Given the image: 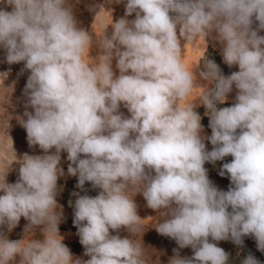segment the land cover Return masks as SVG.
I'll return each instance as SVG.
<instances>
[{
    "label": "clouds",
    "instance_id": "1",
    "mask_svg": "<svg viewBox=\"0 0 264 264\" xmlns=\"http://www.w3.org/2000/svg\"><path fill=\"white\" fill-rule=\"evenodd\" d=\"M0 5L5 62H24L21 73L30 72L25 111L15 118L29 147L43 151L18 158L12 141L19 169L15 183L6 180L12 165L0 175V264H147L142 238L133 239L145 220L137 194L157 212L156 232L193 251L181 257L174 248L168 264H230V254L214 242L242 247L247 236L264 252V0H126L115 22L111 10L93 2L87 8L94 17L111 13L98 36L77 20L75 0ZM199 38L206 51L209 39L218 42L223 62L239 70L225 76L206 53L186 66L184 46ZM233 88L234 103L218 107ZM194 89L197 99L181 106ZM201 105L210 136L202 135L195 110ZM227 156L232 161L219 170L230 178L224 191L205 164ZM66 175L82 191L86 182L99 189L95 197L73 192L69 201L87 260L74 257L59 232L58 180ZM21 217L23 238L11 240ZM37 229L42 240L34 238ZM241 264L261 262L248 254Z\"/></svg>",
    "mask_w": 264,
    "mask_h": 264
},
{
    "label": "rangeland",
    "instance_id": "2",
    "mask_svg": "<svg viewBox=\"0 0 264 264\" xmlns=\"http://www.w3.org/2000/svg\"><path fill=\"white\" fill-rule=\"evenodd\" d=\"M97 3V4H104L105 10H111L112 13V19L113 22L119 20L120 18L124 17L125 15V4L126 0H123L122 3L116 4V3H107L106 0H75L77 13L76 18L80 22L81 26L85 29L91 31V29L96 33L98 36L102 30V25H108L112 23L111 20V13L105 12L101 10L99 14H97L94 17V14L90 12L87 8V5L89 3ZM0 7H3V5H0ZM10 11L11 9L8 8ZM135 14L133 13L132 16L128 17V19H134ZM112 32L111 25H109L107 29V33L110 35ZM260 35H264V32H261ZM183 43V41H182ZM209 49H214L217 51V53L220 55V57L223 59L221 55V45L218 42L212 41L211 39L207 42V51ZM206 51V43L203 38H199L195 41V43H188L184 46L183 51V62L186 66H196L199 64L200 60L204 57ZM5 51L3 49H0V142H15L18 143L19 153H22L23 151L25 153L35 152V155H42L43 151L39 149V146H35L34 148H30L27 142V133L26 130L20 125L18 120L15 118L17 116H22L23 112L25 111L24 104L27 102V98L24 96V89L27 83V78L30 75V72L28 70H24L23 73H21V70L24 68V62H20L17 64L9 65L5 62ZM90 55L95 57L97 55V50L93 48L90 52ZM115 63L116 61L113 60V68L116 71V74L118 75V70L115 69ZM235 67H238V65H235ZM233 71V70H232ZM201 83H205L204 81H201ZM198 89H194L192 94L186 98L185 101H181L180 104L183 106V104L195 101L199 95ZM236 95V89L233 88V92L229 94L228 99H235ZM12 107H10V102ZM202 108L205 109L204 106H199L195 110L200 114L201 116V110ZM29 111H32L31 108L28 109ZM206 110V109H205ZM120 111L123 112L126 116H130L127 109L121 105ZM9 121V125H8ZM205 132V131H204ZM11 137H9L8 135ZM203 135V134H202ZM12 139V140H11ZM206 147H208V141H205ZM54 151V149H53ZM7 159H5V162H0V175H2L5 171L9 169V167H12V170L9 172V174L6 177V180L8 183H15L18 179V169L19 165L14 163L15 159H9V162H6ZM12 160V161H11ZM69 161H67V153L62 152L61 153V167L64 169L65 173H67V167H68ZM224 162L217 161L215 164V169L220 170ZM227 176V174H226ZM225 176V177H226ZM76 177L72 176H65L58 180V184L60 182L69 181V180H75ZM87 188V186H84ZM77 190H80L76 188ZM87 191H89V188H87ZM135 202L138 205V215L145 219L141 221V231L136 234L133 239L140 241L142 238V242L144 244L145 248V254H156L160 255L162 257L170 258L174 255L173 249L177 248L178 245L176 242L168 237H164L159 235L156 230L153 228L156 224V219L153 217H156L158 214L157 212L153 211L152 209L148 208L146 206V201L144 200L143 196L141 194H137L135 197ZM68 210V209H67ZM66 209L63 208V212H65ZM70 219L65 226H59V232L64 233L67 230L72 231L70 228L71 225H73V215L69 211L68 213ZM6 231V230H5ZM111 231V230H110ZM22 230L21 229H13L11 233H9V239L11 240H18L21 239ZM112 234H116L113 232ZM122 237L127 236L128 232L126 229H121L119 233ZM77 235V234H76ZM78 236V235H77ZM35 239H43V235L40 233L36 236H34ZM246 237L243 238L245 241ZM214 242V241H210ZM231 243V240L228 241H219L214 242L217 243L219 247H222L225 243ZM71 252H74L73 250H78L80 252L84 251L83 246L80 244L79 240L66 244ZM180 252L181 257L184 256H192L193 251L189 248L184 249H178Z\"/></svg>",
    "mask_w": 264,
    "mask_h": 264
},
{
    "label": "trees",
    "instance_id": "3",
    "mask_svg": "<svg viewBox=\"0 0 264 264\" xmlns=\"http://www.w3.org/2000/svg\"><path fill=\"white\" fill-rule=\"evenodd\" d=\"M206 55L208 58L214 60L222 70V73L225 76L230 75L233 71L232 69L226 65L223 62V59L220 57V55L215 51L214 49H209L206 52ZM205 56V55H204ZM233 103L225 102L224 104H219L218 107H228L231 106ZM206 110L202 108L201 110V124L203 127L209 132L211 135V129L208 127L209 124V117L205 115ZM212 145L210 142H208V147H206L207 150H212ZM233 157L227 156L224 158L222 162H231ZM216 164V163H215ZM205 168L208 169V176L209 179L213 182L215 186H217L220 190L227 191L230 186V178L229 176L225 175L224 177H221L219 175V170L215 169V165L211 163H206ZM77 179L75 180H69L60 182L58 186L62 189L60 194L57 197L58 203L68 209L74 218V207L69 206V201H74L76 199L75 196L72 195L73 192H79L80 195H89L92 197H95L99 193V189H92L91 184L89 182H86L85 186L89 188V191H82L76 189ZM85 188V189H87ZM230 210V209H229ZM73 221V219H72ZM73 232L77 234V229L73 225L70 226ZM79 237V236H78ZM221 248H223L227 253L230 254V264H241V260L245 258L248 254H252L256 259H258L261 264H264V252H261L257 249L256 241L253 237L248 236L247 239L244 241L243 246H237L233 242L231 243H225ZM76 253H80L78 250H73Z\"/></svg>",
    "mask_w": 264,
    "mask_h": 264
},
{
    "label": "crops",
    "instance_id": "4",
    "mask_svg": "<svg viewBox=\"0 0 264 264\" xmlns=\"http://www.w3.org/2000/svg\"><path fill=\"white\" fill-rule=\"evenodd\" d=\"M231 69L233 70V72L239 70V68L235 67V65L232 66ZM226 102L234 103V100L228 99ZM204 131L205 132L202 133L203 135L210 136L209 132L205 128H204ZM18 148H19L18 143L13 142V149H14L17 157L19 158V157H22L23 154H25V152L23 151L22 153H19ZM13 149H12V141L11 142L1 141L0 142V162L4 163L5 159H7L6 162L10 163V160H9L10 158L12 160L15 159V153H14ZM27 153L29 155H35V152H33V153L27 152ZM63 208H65V207H63ZM68 213H69V210H67V209L65 212H63L62 222L59 224V226L67 225V223L70 219ZM26 224H27V221L23 217H21L18 226L16 228H14V229H21L22 230L21 239L23 238V229H24ZM40 233L41 232L39 231V229H37L35 232V236L40 234ZM60 235L63 236L64 239L62 242L65 245L68 243H72V242L79 240V237L76 235V233L73 231L70 232V230H67L64 233H61ZM247 237H246V239H247ZM71 253L73 254L74 257H80V258L85 259V260L89 259V257L83 255L84 251H82L80 253H76V252H71ZM144 258L147 261V264H168V260H169V257L166 258V257H162L160 255L149 254V253L145 254Z\"/></svg>",
    "mask_w": 264,
    "mask_h": 264
}]
</instances>
